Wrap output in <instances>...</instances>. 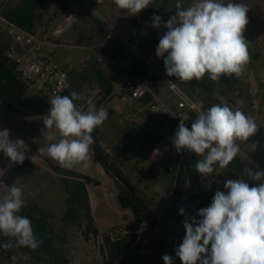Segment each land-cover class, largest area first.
<instances>
[{"label":"clouds","instance_id":"obj_1","mask_svg":"<svg viewBox=\"0 0 264 264\" xmlns=\"http://www.w3.org/2000/svg\"><path fill=\"white\" fill-rule=\"evenodd\" d=\"M114 4L130 16L149 8L153 0H113ZM175 14L162 23L159 15L152 16V27L167 29L156 47L157 58H162L166 75L181 82L202 79L212 81L221 76H241L250 56L249 42L244 38L248 24L249 8L244 3L224 0H194L185 7L176 0ZM65 25L56 30L62 33L74 16H66ZM170 83L172 81H169ZM173 88L175 85L173 84ZM82 94L75 90L70 95H56L50 99L48 113L43 119L47 131L55 128L61 137L40 148V153L55 160L62 168L86 166L88 154L94 143L93 131L108 118L105 109L84 110L78 104ZM188 116L180 122L172 139L177 153L190 151L202 157L194 171L210 175L215 166L226 168L240 154L238 141H248L259 130L256 121L241 110H232L227 104H213L198 111L191 127ZM7 129L0 130V152L11 164H23L27 146L22 139L10 140ZM54 140L53 135L47 136ZM258 142L251 143L256 151ZM250 186L244 179H228L227 191L217 190L211 204L198 210L196 215L185 216V236L176 247L175 255L181 264H264V169L246 167ZM24 193L15 184L0 197V234L11 238L0 244L8 249L26 247L37 249L42 240L36 237L31 221L19 213L25 206ZM27 259V257H25ZM164 264H174L173 257L163 255Z\"/></svg>","mask_w":264,"mask_h":264},{"label":"rangeland","instance_id":"obj_2","mask_svg":"<svg viewBox=\"0 0 264 264\" xmlns=\"http://www.w3.org/2000/svg\"><path fill=\"white\" fill-rule=\"evenodd\" d=\"M10 1L13 2L16 0ZM45 1L48 4V11L45 13L44 20L40 27V31L45 32V34H51L54 29L59 26L65 20L66 16H68L71 12L76 11L78 13V20L74 23L72 28H70V30L65 33V35L58 41V43L63 46L50 48V51H54V59L62 65L65 71L70 74L71 81L73 80L72 91L75 90L76 92L83 95L84 99L78 101L77 103L80 104L84 110L92 111L103 108L107 110V113L109 114L110 112H112L111 110L114 109L112 108L114 106H112L113 101L115 102L116 98L121 97L124 93V90L126 89V84L129 78L128 73L117 65L103 67V72L113 80V95L111 100L108 99L106 102L99 106V82L97 80L94 69L91 66V62L87 60V57L89 55H92L93 53L85 49L75 48L72 45L75 44L79 38H82L85 41L84 45L95 44V52L102 53L100 48L102 46H105V44L107 43V30L103 23V20L106 19L114 25L115 23L114 19L112 18V13H119V8L114 4L113 0ZM98 1L100 2L98 3ZM101 1L104 3L102 4ZM239 1L246 4L249 8V12L251 13L250 15H248L249 22L244 32L252 28V30L255 31L256 35L261 40L259 46L254 45L250 41V38V40H246L249 42L248 51L250 59L248 61V65H245L247 66L245 68L251 70V68H249L251 66L254 73H257L259 72V68L255 64L254 55H258V58H260L261 60L259 61L260 67L263 66L262 68H264V0ZM182 2L184 6L187 7L192 2H194V0H182ZM175 3L176 0H153V3L149 6V8L144 9L136 15L142 18L143 23L145 22L148 25L147 27L150 29V33H148L147 30L145 32L143 31V29L139 28V42L141 48L144 51L156 52V47L158 45L159 39L164 34V32L167 31L166 28L161 31L159 30V28L152 27V16L154 14L159 15L162 18V23L166 22L172 15L175 14ZM122 15L125 16L126 13ZM137 20L138 19H135V21H133V26L139 25ZM5 31V23L0 18V34L4 33ZM123 33L129 38H133V29L131 26H128L126 31ZM99 36V41L101 42L102 40L101 44H97V42H94L95 39L97 40ZM143 37H145V42H143ZM143 44H145V46H143ZM160 60L161 69L166 73L163 59L160 58ZM252 63H254L255 65L253 64L252 66ZM246 76L248 75H245L244 73L242 74V78L245 83L249 82L248 77ZM170 78L184 87L183 82H179L175 77ZM245 83H241L242 85L239 86L246 89V85H248L249 91L251 89V86L249 85V83ZM215 84L219 85L220 83L218 81H215ZM258 88L261 92L255 96L260 103V110L259 114L256 116L255 121L259 126V130L253 137H250L248 141H240L239 145L243 150L245 157L243 158V156L238 154L242 162H244L248 167L257 170H259L258 164L252 160L251 154H260L259 156H264V154L261 155V153L263 152L261 150V144H264L263 83H259ZM185 89L188 90L187 87H185ZM198 92L202 93L201 91ZM199 93L193 95L195 97H201L202 95ZM36 94V88H30L27 96L32 97ZM248 94L249 98L246 99V101L247 103H250L253 98L250 93ZM133 104H135V101ZM114 114L117 113L114 112ZM46 115L47 114L40 116L17 115L14 112L8 111L5 104L0 100V130H9V138L12 141H15L17 139L24 140L27 146V151L25 153L26 159L33 161L41 167V170L37 174H35L29 180V182L18 186L23 190V199L25 203L36 201L42 207L50 209L57 216H60L62 215L65 208L66 194L64 193V190L62 188L61 179L54 173L50 166V164H56L57 162L48 157L46 154H39L40 148H46L50 143L56 142L61 138L55 128H52L48 130L47 133H44L47 131L45 125L43 124V119ZM113 115H111L109 123L99 127L98 138L100 140L101 147H104V149L108 150L110 152V155H116L115 158H112L109 154L106 153V150L102 149L104 154L109 158V161L119 171L120 174H122V172L119 167L120 165L124 166L126 168V175H122L125 178H129V173L132 172L133 167L141 165L140 171L143 172L149 166L145 162V155L141 154V151L138 152L134 151L133 149L139 141L138 138L134 139V137L137 135V133H139V131L143 129V126L138 125L135 122L134 124H130V126L127 127L124 122L122 123L120 118H115V116ZM123 120L125 122L127 121L128 123H131V120L129 118L125 117L124 119L123 117ZM48 135H53L54 140H48ZM253 142H258V147L254 152L251 149V143ZM119 151L122 152L121 155L119 154ZM46 159H49L50 163H48ZM199 159H202V157L199 156ZM8 162L9 159L4 155L3 152H0V178L3 174L2 171L5 167V164H7ZM152 168L156 173L155 176H158L159 173L165 174V169H163L161 164H154L152 165ZM218 168V166H215V171H217ZM220 169L221 171L218 173L217 180H214L213 182L209 181V175H202L200 179L203 187L206 189L211 198H213L217 190L223 191L224 182L228 179L236 180L240 178L249 181V183H256L255 181L249 180L246 172L240 174L236 171L230 170L228 167ZM70 170H73L77 173L88 174L100 182V185L98 186H90V199L92 209L96 216V220L100 230L105 234L112 233L116 229L126 230L128 224L133 220L132 212L129 209H122L116 197L118 193L116 178L108 174L103 169L101 164L95 163L93 152H89L86 166L76 165ZM142 172L137 173V176L141 175ZM144 179L146 180V177ZM188 189L189 187L186 186L184 194H191ZM7 190L8 189L6 188L0 189V197L6 195ZM160 205L161 203H156L154 207H159ZM194 207L196 210V204L194 205ZM154 211L155 213H157L158 210ZM85 230L86 224H84L82 227L75 228L70 235L68 248L71 254V264H110L106 256L102 253V247L104 245L102 240L105 234H100V237H98L97 239L93 238V236L87 239L84 235ZM163 243L164 242L157 240L153 233L148 232L146 233L142 241L135 245L131 251L124 254L115 264H164V261L161 260L162 252L159 251L160 244ZM170 256L173 257V255ZM173 261L174 264H176L174 257ZM0 264L38 263L31 261L28 258L26 259L25 256H14L11 259L6 258Z\"/></svg>","mask_w":264,"mask_h":264},{"label":"trees","instance_id":"obj_3","mask_svg":"<svg viewBox=\"0 0 264 264\" xmlns=\"http://www.w3.org/2000/svg\"><path fill=\"white\" fill-rule=\"evenodd\" d=\"M47 11L48 4L45 0H16L13 2L0 0V18L31 33L40 32L45 34V32L40 31V27ZM84 43V39L79 38L73 45L84 46ZM100 49L106 56H116L122 50V46L117 41H114L107 42ZM10 50L11 42L7 38L5 31L0 34V100L5 104L8 111L17 115L40 116L47 114L50 107V99L39 94L32 97L27 96L30 88L19 78L16 65L9 61L7 53ZM91 66L99 82L98 105H101L113 95V80L103 72L104 66L102 64L92 62ZM237 78L235 75H224L221 76L218 82L230 87L235 85ZM70 93L71 91L67 90L61 96L70 95ZM142 102L144 103L145 100H142ZM152 118L158 120L155 117ZM108 119L109 116L104 123ZM194 119L191 117L185 122L189 128ZM169 125L171 131L175 133L178 125ZM91 135L94 143L90 151L93 152L95 163L101 164L108 174L117 179L118 202L123 209H129L133 214V220L126 227L128 233L124 236L115 240L112 239L110 234L103 236L102 253L110 264H115L134 245L145 223L152 220L151 229H153L156 226L168 227L170 223L177 219L184 222L185 216L179 214L180 209H177L175 205L183 196L187 183L191 192L188 200L189 204L198 199H201L206 206L211 204L200 181L202 175L194 171V165L198 161L197 156L195 153L190 152L181 165L176 190L167 203L164 215L155 217L156 213L147 208L138 199L135 188L119 173L104 154L98 138L99 127ZM261 150L263 151L262 155L264 154V149L262 148ZM39 154L41 153L39 152ZM259 155L251 154V157L259 167L264 169V156ZM46 161L50 163L49 159H46ZM50 166L61 179V185L66 194L65 208L62 215L57 216L52 210L42 207L36 201L25 203L19 214L30 219L34 233L37 238L42 240V243L35 250L26 247H16L15 245L8 249L0 247V263L6 258L25 256L38 264H71V254L68 246L70 235L75 228L86 224L84 235L87 239L91 236L95 239L100 237V232L92 214L88 192L89 185L98 186L100 182L88 175L62 168L58 163L50 164ZM227 167L241 174L245 172V168L248 166L237 156ZM40 170L41 167L29 159H25L23 164H13L1 175L0 189H8L13 184L16 186L26 184ZM254 184L250 183V186ZM10 239L0 234V244L7 243Z\"/></svg>","mask_w":264,"mask_h":264},{"label":"built area","instance_id":"obj_4","mask_svg":"<svg viewBox=\"0 0 264 264\" xmlns=\"http://www.w3.org/2000/svg\"><path fill=\"white\" fill-rule=\"evenodd\" d=\"M70 15L74 16L76 20L71 22L70 26L66 27L60 34H57L56 30L65 25L67 18L51 34L31 33L1 18L6 23V35L11 42V50L7 53V57L9 61L16 65L19 78L29 88H36L37 94L49 99L56 95H63L70 88V74L54 59V54L48 52L49 48L63 46L58 41L79 18L76 11L71 12L68 16ZM137 22L141 24L143 19L137 20ZM103 23L107 30V42L117 41L122 46V50L116 56H106L103 53L94 51L92 55L87 57V60L91 63L102 64L104 67L117 65L128 73L129 78L126 89L123 95L119 97L120 100L125 102H142V100H145L142 103L143 112L148 116L177 125L181 116L186 115L188 119L191 117L196 118L198 111L207 110L203 98L192 96L176 81L166 75L161 69V60L157 58L156 52H146L141 48L139 27L134 28L133 38H129L123 32L117 30L110 21L105 19ZM159 30H164V27H159ZM247 73L249 78L253 76L252 70H248ZM173 84L175 88H173ZM221 104L229 105L234 111L239 109L254 120L260 110V103L255 97H253L249 106L245 104L243 93L240 87L236 85L227 87V93L221 97ZM189 153L190 151L182 150L178 153L174 165L170 167L171 171L176 172L177 178L181 165ZM239 155L245 157L242 149ZM258 169L263 168L258 166ZM188 200L189 196L183 194L175 205L177 209L183 208L187 216H194L199 209L207 207L201 199H198L194 201L196 210L192 211L188 208ZM163 215L156 213L155 217H162ZM151 226L152 220L149 222L147 229L155 235L157 240L164 242L165 237L161 230L162 227L156 226L151 229ZM126 233L128 232L125 229H116L109 234L115 240ZM102 242L104 244L103 240Z\"/></svg>","mask_w":264,"mask_h":264},{"label":"crops","instance_id":"obj_5","mask_svg":"<svg viewBox=\"0 0 264 264\" xmlns=\"http://www.w3.org/2000/svg\"><path fill=\"white\" fill-rule=\"evenodd\" d=\"M99 2L100 1H98V3ZM224 2L225 3H227V2L241 3V1H239V0H224ZM101 3L103 4L104 2L101 1ZM125 13H126L125 11L119 9V13L113 12L112 13L113 16L111 15L112 18L114 19V23H115L114 26L116 27L117 30H119L120 32H122V31L125 32L127 27L131 26L133 31H134V28L139 27V28L143 29V31L146 32V30H147V32L150 33V29L147 27L148 25L145 22L139 24L138 26H133V21H135V19L140 20L142 18H140L138 16H130L127 13L125 16H123L122 14H125ZM250 14L251 13L248 11L247 16ZM5 26H6V23H5ZM243 35H244L245 40L251 39L250 41L254 45L259 46V43L261 40L256 35L255 31L252 30V28H250L249 30L244 32ZM144 38L145 37H143V40H144L143 42H145ZM99 40H100V36L97 38V40L95 39L94 42H97V44L98 43L101 44L102 40H101V42ZM72 46L75 48L85 49V50L92 52V53L96 49L95 44L84 45V46H76V45H72ZM143 46H145V44H143ZM48 50H49L48 52H52L54 54V51H50V48ZM147 52H149V51H147ZM254 58H255V64L259 68V72L254 73L253 68L249 65L250 66L249 68H251V70L253 71V76L251 78H249L248 76H246V77H248L249 82H247V83H249V85L251 86V89L248 91V85H246V89L244 87H243L244 88L243 89L242 87L239 86V85H242L243 83H245L243 78H242V75L236 79V83H235L236 86H239L241 88V91L243 93V99H244L245 104L247 106L250 105V103H247V101H246V99L249 98L248 93H250L252 98L253 97L257 98L255 95H257L261 92L260 89L258 88L259 83L264 84V68H262L263 66L260 67V64H259V61H261V60H260V58H258L257 54L254 55ZM253 64L254 63H252V66H253ZM247 65H248V63H247ZM245 67H247V66H245ZM245 67H244L243 73L245 75H247L248 69H246ZM92 72H93V70H92ZM247 83H245V84H247ZM183 85H184V87H183L184 89H185V87L188 88V90L187 89H185V90L189 94H191L192 96H194L193 94L199 93L198 91H201L202 93H199V94H201L202 95L201 97L205 100L207 109L210 108L213 104H221L222 95L227 93V87L225 85H222V84L216 85L215 81H212L208 77V75H205L202 79H199V80L193 79L190 82H183ZM70 87L71 88L69 90L72 92L73 80L71 81ZM99 91H100V89H99ZM111 98H110V100H111ZM133 103H134V101L133 102H125V101L120 100L119 97L116 98L115 102L113 101V104H112V106L114 105L112 108H114L115 110L114 109L111 110L112 112H110L108 114V116H109L108 121L106 123H104L103 125L109 123L110 122L109 120L111 119V115H113L114 112H116L117 114H114L113 116H115V118H120L122 123L124 122V124L127 127H129L130 124L131 125L134 124L135 122L138 125L143 126V129L141 131H139V133H137V135L138 134L139 135L138 136L136 135L135 137L133 136L134 139L135 138L139 139V141L137 142L136 146L133 149H134V151H138V152L141 151V154L145 155V162L149 166L143 172L140 171L141 165L133 167L132 172L129 173V178H126V180L135 188L136 196L138 197V199H140L146 205L147 208H149L153 211L158 210L157 213L164 214L166 211L167 203H168L170 197L173 195V193L176 190V185H177V180H178V178L176 177V172L170 170V167H172L174 165V162L176 161V159L178 157V153L176 152V150L173 146V143H172L174 133L171 131L170 125L167 124L166 122H163L160 120H155L151 116H148L145 113H143V111H142V109H143L142 103L143 102L135 101V104H133ZM123 117H124V119H125V117L129 118L131 120V123H128L127 121L125 122L123 120ZM99 142H100V140H99ZM261 145H262V148L264 149V144H261ZM100 146H101V144H100ZM101 148L104 149V147H101ZM104 150H106V149H104ZM124 150H121V151H124ZM106 153L110 155V152L108 150H106ZM121 153L122 152L119 151L120 155H121ZM110 156L112 158L116 157L115 154L113 156L112 155H110ZM196 156H197V159L199 160V156L198 155H196ZM154 164H161L163 169H165V174L159 173L158 176H155L156 173L154 172V170L152 168V165H154ZM12 165L13 164H11L9 161L7 164H5V167H4L2 172L3 173L6 172V170ZM119 168H120L122 174L126 175V172H125L126 168L122 165H120ZM220 171H221V169L218 168L217 171L212 173L213 176H212V174L209 175L208 176L209 181L213 182L214 180H217V178H218L217 176H218V173ZM139 172H142V173H141V175L137 176V173H139ZM84 175H88V174H84ZM88 176H90V175H88ZM90 177H92V176H90ZM145 177H146V180L144 179ZM116 182H117V179H116ZM90 186L91 185L88 186L89 196H91ZM117 186H118V183H117ZM186 186L189 187V184L187 183ZM186 186H185V188H186ZM205 191H206V189H205ZM223 191H227V190L224 188ZM117 192L118 193H117L116 197L118 198V194H119L118 188H117ZM184 193H185V191H184ZM206 193H207V191H206ZM185 195H188L190 197L191 194H185ZM207 195H208V198H209L210 203H211L212 198L208 193H207ZM90 202H91V199H90ZM156 203H161V205L159 207H154V205ZM188 205H189L188 208L190 210L195 211V207H194L195 203L194 202H191L190 204L188 203ZM91 208H92V204H91ZM92 214H93V217L95 219V222H96V225H97V228H98L100 234L104 235L105 233H103L99 228V225L97 223L96 216L94 214L93 209H92ZM132 216H133V214H132ZM148 224H149V222L145 223L144 224L145 227L143 225L142 230L139 233V238L137 239V241L134 243V245L126 253L131 251L135 245H137L140 241H142L144 236L146 235V233L151 232L150 230L147 229ZM161 227H162L161 230L164 233L165 241L163 244H160L159 251L162 252V256L165 254L173 255V257L176 261V264H181V261L175 255L174 249L179 246V244L182 242V240L185 236V229L183 227V222L181 220L177 219L176 221H173L172 223H170V225L168 227H163V226H161ZM106 234H108V233H106ZM162 256H161V260H163Z\"/></svg>","mask_w":264,"mask_h":264}]
</instances>
